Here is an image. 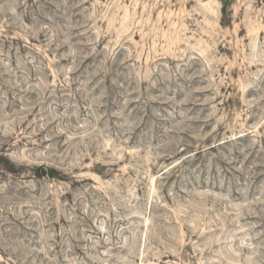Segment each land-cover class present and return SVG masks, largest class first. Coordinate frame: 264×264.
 Wrapping results in <instances>:
<instances>
[{"label":"rangeland","instance_id":"obj_1","mask_svg":"<svg viewBox=\"0 0 264 264\" xmlns=\"http://www.w3.org/2000/svg\"><path fill=\"white\" fill-rule=\"evenodd\" d=\"M0 264H264V0H0Z\"/></svg>","mask_w":264,"mask_h":264}]
</instances>
